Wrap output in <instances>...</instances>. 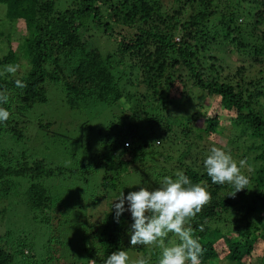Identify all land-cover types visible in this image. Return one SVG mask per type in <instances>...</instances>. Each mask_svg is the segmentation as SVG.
Segmentation results:
<instances>
[{
    "label": "trees",
    "instance_id": "1",
    "mask_svg": "<svg viewBox=\"0 0 264 264\" xmlns=\"http://www.w3.org/2000/svg\"><path fill=\"white\" fill-rule=\"evenodd\" d=\"M22 21L27 35L0 58V68L25 62L22 75L0 77V90L10 94L0 107L11 113L0 124V203L28 183L27 205L37 215L55 199L46 182L67 172L82 177L83 185L73 186L77 191L65 200L80 210L97 175L93 192L127 195L139 187L154 189L163 177L182 171L211 194L191 221L203 248L201 264H264V0H0V38L6 24ZM220 54L238 56L243 66L233 72ZM253 68L258 72L249 76ZM16 78L27 86L17 89ZM47 82L62 86L72 111H94L91 133L67 138L73 156L82 158L76 169L20 149L49 142L53 123L38 122L32 140L25 136L29 123L24 121L31 108L47 102ZM135 101L133 107L124 105ZM152 101L156 105L148 109ZM208 102L216 105L207 108ZM99 106L104 121L98 127ZM177 109L179 115L173 114ZM226 112L229 121L223 119ZM229 127L253 139L251 152L240 158L231 153L237 161L247 159L252 169L245 170L247 189L234 198L231 186L213 184L203 168L212 146L229 151L238 140L225 138ZM78 222L76 243L59 241L41 262L26 256V245L14 247L1 236L0 264H87L85 259L93 258L104 264L117 250L134 261L144 257L158 264L159 247H130L129 212L119 223L113 209L100 223ZM169 241H175L171 234L165 245Z\"/></svg>",
    "mask_w": 264,
    "mask_h": 264
},
{
    "label": "rangeland",
    "instance_id": "2",
    "mask_svg": "<svg viewBox=\"0 0 264 264\" xmlns=\"http://www.w3.org/2000/svg\"><path fill=\"white\" fill-rule=\"evenodd\" d=\"M243 5H245V3H243ZM9 25L12 26L11 33H13V37H11L10 40L11 43L9 41L10 35L7 33L10 29ZM4 31L6 32V36L2 35L0 38V58L8 54V51L11 48L13 50L17 49L20 42H22V39L27 35L26 25L23 21L14 26L6 24L4 26ZM221 59L222 61H226L224 66L228 64V68L235 73L241 66H243V63L238 59V56L230 58L222 54ZM24 65L25 62H22V71L18 72V75H22L24 72ZM252 71L253 72L249 76L258 72L256 68H253ZM248 73L249 72L245 73L246 78H248ZM61 87L62 86L59 83L47 82V102L31 108L25 115L27 118H24V121L29 123L28 127H25V136L28 133L27 135L31 137L32 140L36 139L33 136L32 130L34 126H37L38 122L53 123L50 130L51 135L48 136L49 142L46 141V144L44 145L39 142V146H36V143L31 142L29 145H21L20 149L26 148L28 155L31 158L46 160V162L64 167L65 170H70L76 169L78 165H82V158L79 156H73L72 153L75 152V147L72 146L73 143L68 141L67 138L72 140L74 137L79 138L83 135L86 136L90 134L92 130H89V128H95L92 125L95 121V116H93L94 118L91 116L94 112L93 109H87L85 113L83 111L75 112L69 109L64 99L65 92ZM135 103L136 101L130 103L128 106L125 103L124 105L128 108L133 107ZM215 103L208 102L206 106L208 105L207 108H209L210 106H215ZM146 105L149 109L150 107H155L156 104L152 101L149 104L146 103ZM96 108L100 109L97 110L98 114L101 112L99 119H97V122L95 123L96 126L99 127L102 125L101 122L104 121V107L99 106L95 107V109ZM207 108L205 107L204 110ZM179 113L180 111L177 109L173 114L179 115ZM164 114L166 115V113ZM222 116L226 121H229L232 118L231 113L227 112L223 113ZM235 137H237L238 140H234ZM225 138H234L233 140L235 143H230L227 149L230 152L232 151L231 153H234L236 157L240 158L239 156L251 152L248 148L253 144V139H251L248 134H243L241 129L237 127L231 129V127H229V131L225 133ZM53 140H56V142H53ZM217 140V142H219L220 137L217 138ZM63 141H66L69 147L66 152L63 148ZM249 156H255V153L252 152ZM82 157H85L84 153ZM31 158L30 160L32 161ZM69 176L70 173L67 174L66 172L64 175L60 177L56 176L46 182L51 195L55 197V199L51 207L49 206L37 215L36 213L34 214L27 205L28 202L25 190L29 187L28 183L19 184V186L22 187L16 190V193L13 192L8 200L0 203V237L7 235L9 244L11 242L14 247L19 246L18 243L24 246L26 245V256L34 254L35 262H41L44 260L45 251L47 254L48 249H54L55 244L59 241L69 243V241L72 240V242L76 243L74 240H78L79 229L82 227V223H79L78 221L88 223L89 225L93 224L94 221L100 223L106 214L112 210V205L119 196L117 194L114 195L115 193L109 194L108 192H102L101 190L98 194L96 191L93 192V190H95L94 182L96 180L98 181L99 177V175H97L93 182L91 193L86 196L87 201L85 200L81 203L82 208L78 210L76 209L78 206L76 202L67 205L65 200L68 197V193L71 191H77L73 186H79L83 183L81 181L82 177L79 175H75L76 177L74 175L71 177ZM139 180L140 179L138 178V183ZM99 195H102L103 197H100ZM98 198L101 200L97 205H94V201ZM71 205L76 208H69ZM125 207H127V204ZM9 234H11V237H8ZM66 246L69 245L66 244ZM18 261L22 260L19 259ZM132 261H134L133 258L129 257V264H131Z\"/></svg>",
    "mask_w": 264,
    "mask_h": 264
},
{
    "label": "clouds",
    "instance_id": "3",
    "mask_svg": "<svg viewBox=\"0 0 264 264\" xmlns=\"http://www.w3.org/2000/svg\"><path fill=\"white\" fill-rule=\"evenodd\" d=\"M20 71V64H7L0 68V77H17ZM14 83L17 89L27 86L20 78H16ZM9 98L6 88L0 90V104L8 103ZM10 116L6 108L0 107V124L6 123ZM203 168L213 184L231 186L233 192L230 196L233 198L247 189L250 183L249 176L245 174V170H252L247 159L237 161L223 147L212 146L209 149ZM210 200L211 194L203 183L194 184L182 171H177L174 178L163 177L154 189L139 187L138 191H130L127 195L120 193L112 209H115L117 223L124 212L131 214L132 223L128 232L130 247H159L162 254L158 264H201L203 248L199 239L194 237L191 221ZM200 230L203 231V226ZM169 234L175 237V241L165 245ZM85 260L87 264H97L95 258ZM104 264H129L128 252L117 250L106 258ZM131 264H149V261L141 257Z\"/></svg>",
    "mask_w": 264,
    "mask_h": 264
}]
</instances>
